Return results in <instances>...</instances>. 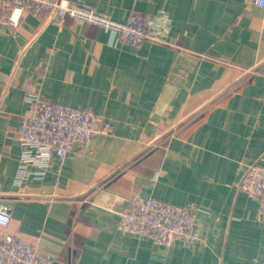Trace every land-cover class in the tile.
<instances>
[{"label": "crops", "instance_id": "obj_1", "mask_svg": "<svg viewBox=\"0 0 264 264\" xmlns=\"http://www.w3.org/2000/svg\"><path fill=\"white\" fill-rule=\"evenodd\" d=\"M60 1L119 22L139 13L163 41L135 47L47 12L0 18V202L11 216L0 238L18 236L51 264H264V214L239 188L264 155V7ZM34 96L102 114L111 128L22 176L19 129ZM135 196L191 209L198 239L160 245L122 231Z\"/></svg>", "mask_w": 264, "mask_h": 264}, {"label": "built area", "instance_id": "obj_2", "mask_svg": "<svg viewBox=\"0 0 264 264\" xmlns=\"http://www.w3.org/2000/svg\"><path fill=\"white\" fill-rule=\"evenodd\" d=\"M264 7V0H251ZM25 12H47L60 21L71 16L113 31L123 42L139 46L144 41H163L152 21L139 13L119 22L105 17L77 3L64 4L60 0H0V18L15 23ZM17 17V18H16ZM16 18V19H14ZM110 121L89 109L68 107L52 100L34 96L22 115L19 140L23 146L21 175L30 173L29 166L41 171L53 155L63 157L77 146L85 147L99 132H108ZM239 188L259 202L264 214V155L250 163L242 173ZM131 206L119 214V228L127 233L145 236L160 245H172L178 240L194 242L199 231L195 213L154 197L135 196ZM10 208L0 202V226L10 223ZM52 257L16 235L0 238V264H51Z\"/></svg>", "mask_w": 264, "mask_h": 264}]
</instances>
